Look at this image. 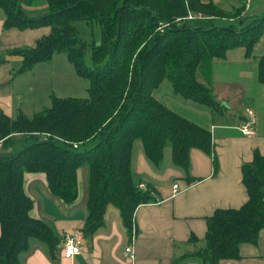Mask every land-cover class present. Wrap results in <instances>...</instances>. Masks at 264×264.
I'll return each instance as SVG.
<instances>
[{
  "label": "trees",
  "instance_id": "16d2710c",
  "mask_svg": "<svg viewBox=\"0 0 264 264\" xmlns=\"http://www.w3.org/2000/svg\"><path fill=\"white\" fill-rule=\"evenodd\" d=\"M37 2L47 12L29 15L25 6ZM37 2L0 0L5 30L50 28L32 46L10 49L22 57L16 72L65 53L90 84L86 97L51 94L49 106L30 116L21 111L14 118L0 115V148L9 152L0 156V264H19L31 238L50 251L59 242L45 222L30 215L32 200L23 189L26 172L44 173L49 191L72 203L77 170L86 166L88 214L82 233L99 229L107 206L113 205L130 235L135 209L154 202L158 194L151 185L141 187L133 175L135 139L142 141L153 164L161 162L169 146L173 163L188 174L189 152L197 148L210 155L216 170L210 130L173 110L154 91L168 80L182 100L221 113L208 82L210 62L239 45L250 55L264 31V8L246 14L250 0H227L228 7L201 0ZM87 44L89 66L83 60ZM257 79L264 84V55ZM241 174L247 200L238 208L215 209L207 218L206 245L182 257L218 264L238 258L241 243H256L264 228V156L254 151L252 160L241 165Z\"/></svg>",
  "mask_w": 264,
  "mask_h": 264
},
{
  "label": "crops",
  "instance_id": "0c3cea01",
  "mask_svg": "<svg viewBox=\"0 0 264 264\" xmlns=\"http://www.w3.org/2000/svg\"><path fill=\"white\" fill-rule=\"evenodd\" d=\"M263 8L264 0H250L249 9L253 13ZM25 9L29 15H36L38 10H45L46 5H28ZM3 20L0 14V115L14 118L21 111L30 116L50 104V95L38 93L35 88L34 73L40 63L18 74L22 57L9 51L32 46L49 32V27L5 30ZM262 55L264 31L250 55H246L244 46L239 45L228 49L223 58H213L209 64L208 82L215 99L221 105L237 100L245 109L249 107L255 112L252 135H243L237 128L244 120L243 112L232 120H224L226 110L223 105L221 113H215L182 99H171L176 101L173 104L163 101L179 114L210 130L216 170L210 155L197 148L189 152L188 174L173 163L169 146L164 148L161 162L153 164L145 155L142 141H133L130 158L133 175L140 179L142 186L151 185L158 193L154 202L141 204L134 211V259L124 253L132 232L128 235L115 206H107L99 229L91 235L82 233L88 214V171L86 166H81L77 170V197L72 203H65L49 191L44 173L24 174L23 189L32 200L30 215L45 222L59 242L50 251L43 242L31 238L29 248L19 255V264H205L195 256H182L206 245L207 218L215 209L238 208L247 200L241 165L250 162L256 150L264 156V84L257 79V64ZM216 68H223V76L216 74ZM199 80L204 82L202 77ZM250 82L255 97L248 100L241 92L248 91ZM8 153L0 148V156ZM187 175L193 180L190 181ZM173 184H177L176 189ZM65 234H77L81 238L79 253L71 258L63 256ZM218 264H264V228L260 229L255 244H240L238 258L220 259Z\"/></svg>",
  "mask_w": 264,
  "mask_h": 264
},
{
  "label": "rangeland",
  "instance_id": "374dc122",
  "mask_svg": "<svg viewBox=\"0 0 264 264\" xmlns=\"http://www.w3.org/2000/svg\"><path fill=\"white\" fill-rule=\"evenodd\" d=\"M35 4H40V2L34 3V5ZM219 5L226 7V0L225 2H222ZM46 12H47V8L45 10H38V13L36 14H44ZM251 13H253V11H250V9L246 11V14L250 15ZM80 25L79 26L81 30L82 29L85 30V23L83 21L80 23ZM87 39L89 38L87 37ZM89 41L90 40H88V43ZM83 60H84L85 65L89 66L91 64V48L89 44H87L86 46V51H85ZM39 63L40 64L36 67V70L34 73L35 80L37 81V83H35V88L38 93L47 92L49 95L55 94L61 97H67V96L86 97L87 96V88L90 84V80L76 71L74 66L68 61L65 53H55L49 60L39 62ZM222 73H223V68H221L220 70H217L216 68L217 75L223 76ZM224 73H227V72H224ZM231 74H232V68L229 69L230 79H231ZM247 90L248 91L245 92L247 96H244L245 95L244 91L241 92L243 97H246L245 99H248V100L250 99V97L254 98L255 89H253L252 87V82L248 84ZM154 96L161 101H164V100H167V102L172 101L171 102L172 104L175 100H171V99L173 98L182 99L173 93L171 84L168 80H163V82L159 85V87L154 91ZM222 105L224 109L226 110L225 118H223L224 120H232L235 117V115L241 112H243V116L245 114L244 113L245 108L242 105H240L237 102V100H234L229 105L222 102ZM184 115L188 116V113ZM262 116L264 119V113L262 114ZM219 119H222V118H219Z\"/></svg>",
  "mask_w": 264,
  "mask_h": 264
},
{
  "label": "built area",
  "instance_id": "2783aa9c",
  "mask_svg": "<svg viewBox=\"0 0 264 264\" xmlns=\"http://www.w3.org/2000/svg\"><path fill=\"white\" fill-rule=\"evenodd\" d=\"M244 120L241 125L237 128L243 135H252L254 133V123L256 121L255 112L250 109L246 108L244 111ZM143 187L142 185H140ZM173 188H177V184H173ZM135 235V228L132 225V239L131 241L124 247V253L128 256L129 259H134V236ZM81 244V238L77 234H65L63 237V256L65 258H71L75 254L79 253Z\"/></svg>",
  "mask_w": 264,
  "mask_h": 264
}]
</instances>
